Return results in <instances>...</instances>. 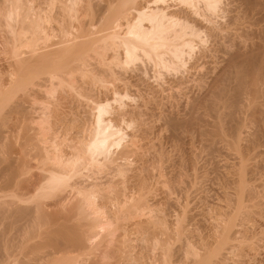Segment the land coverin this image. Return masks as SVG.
<instances>
[{
	"label": "bare ground",
	"instance_id": "obj_1",
	"mask_svg": "<svg viewBox=\"0 0 264 264\" xmlns=\"http://www.w3.org/2000/svg\"><path fill=\"white\" fill-rule=\"evenodd\" d=\"M209 115L240 161L203 216L192 139ZM246 122L263 139L264 0H0V264L263 256Z\"/></svg>",
	"mask_w": 264,
	"mask_h": 264
},
{
	"label": "rangeland",
	"instance_id": "obj_2",
	"mask_svg": "<svg viewBox=\"0 0 264 264\" xmlns=\"http://www.w3.org/2000/svg\"><path fill=\"white\" fill-rule=\"evenodd\" d=\"M229 1V0H228ZM213 115V114H212ZM227 119V118H226ZM208 120V121H207ZM214 120H216V117H214V116H207L206 117V121L208 122L207 124H204L203 126H202V128H204V129H206L205 130V134L207 135H205V134H203V136H199L198 134H196V132L194 133V134H196V135H198L197 137H195V135L193 134V147L194 148H196V149H194L193 147H192V149L193 150H195L196 151V153H197V156H196V158H195V160L194 161H197V163H196V167H197V171H198V174L200 175V174H202V173H204L205 172V180L203 179V181H196L195 182V185H193L192 187H190V192H192L194 189H196L197 187H201L202 188V190H200L201 192L199 193V191H197L199 194H197L196 192H194V193H192V195H194V196H192L191 197V200L189 201L190 203H191V201L193 200V201H195L194 203H193V201H192V203H193V206H194V204H196V203H198V199H199V197H200V199L201 200H199L200 202L198 203V205H195V207H197V206H199V207H202L201 208V212L199 211V208H198V210L195 208V207H193V208H195V209H193V212H195L196 213V211H194V210H197V211H199L201 214H203V216H207V215H210V212L212 211V209H211V206H213V205H211L212 203H216L218 200H220V196H221V194H222V192H221V190L222 191H229L230 189H231V187L230 188H228V185H231V184H227V182L225 183V181L227 180V179H229V178H227L226 179V177L228 176V172L226 173V171H228V169H230L232 166H235L237 163H239V161H240V158H237L236 159V157H233L235 154L234 153H236V151L237 150H235V152H233L232 150H229V149H232V148H225V146H224V144L221 142V141H219V142H217L218 141V135H216L215 133H213V131H211L212 129H213V126L211 125L212 124V122L214 121ZM211 122V124H209ZM247 122H248V120H247ZM245 123V126L243 125L242 126V130H240V132H243V131H245L246 129H248L247 130V133L249 132V136L253 133V131H252V129L254 128V126L252 125H250V124H248V123ZM226 123V122H225ZM225 123H223V124H225ZM207 126V127H206ZM210 126V127H209ZM224 126V125H223ZM228 127V125L226 126V124H225V127L224 128H227ZM246 128V129H244V128ZM248 127V128H247ZM250 128V129H249ZM208 129V130H207ZM264 129V128H263ZM250 130L252 131V132H250ZM255 130V129H254ZM227 133L228 134H230L229 132H230V129H228L227 128ZM262 131H264V130H262ZM164 132V131H163ZM207 132H210L209 134H207ZM246 132V131H245ZM244 132V133H245ZM165 133H167V132H164V134ZM244 133H242V137H243V139L247 136V135H245V137H244ZM258 133V132H257ZM255 134V133H253V134H255L256 136H260V134H262V133H260V134ZM241 134V133H240ZM192 135V134H191ZM209 135V136H208ZM255 135H251L250 137H249V139H253V144H255L256 146H257V144H259V142H260V144H261V142L263 141V139H264V137H263V135L261 136L263 139H261L259 136L257 137L258 138V140H257V138H255L256 139V141H255V139H254V137H256ZM205 136V138L206 137H208V138H212V139H214L216 142L212 145L211 144V146H206V144H205V142H202V141H200V139H204V138H202V137H204ZM198 137H200V139H199V142H198ZM247 137V138H248ZM188 138V137H187ZM192 138V137H191ZM227 138V140H230V137L229 136H227L226 137ZM260 138V139H259ZM243 139H241L243 142H240L241 143V145H245V143L247 142V139H245V140H243ZM240 140V141H241ZM246 141V142H245ZM201 142V143H200ZM199 143V144H198ZM244 143V144H243ZM248 143V142H247ZM179 144V143H178ZM181 144H182V142H181ZM180 144V145H181ZM185 144V145H184ZM259 144V146H257V147H255V149H257V148H259L258 150L262 153V154H260L259 153V156L257 155V156H255V155H253L256 159H252V158H254L253 156H252V154H254V152H253V150L255 151V149H252L251 150V148L253 147V145H252V147H251V145H250V152H252V154H250V153H247L246 152V155H244L245 157L247 156V154H250V156H252V157H249V155H248V157H249V159L251 158L253 161H255V162H257V163H259V168H258V166H257V170L255 169V167H254V170H255V174L257 175L256 177L258 178V174H260L261 173V168H262V174H263V176H264V165L263 164H261L262 162L261 161H264V159L263 160H261L262 158H264V145H263V147H262V144L260 145ZM263 144H264V141H263ZM182 145H184V147L186 148V146H187V144H186V142H183V144ZM182 145H181V147H182ZM196 145V146H195ZM204 145V146H203ZM176 146H179V145H176ZM184 147H182V148H184ZM167 149H168V147H167ZM166 148H165V150L166 151H168V158H169V160L171 159V161H172V159H173V161H176V159H181V161H184L185 159H187L188 158V154H187V152L185 153V151H184V153H183V151H181V150H179V149H181V148H175V150L177 149L178 150V152L180 151L181 153V155L182 154H184L183 156L184 157H181L180 158V156H179V158H178V156H177V158H176V155L178 154L177 152L175 153V152H173V151H175V150H170V147H169V149L167 150ZM192 150V151H193ZM170 151H172L173 153H175V154H171V152ZM170 154H171V156H170ZM187 155V156H186ZM170 156V157H169ZM199 156V157H198ZM236 156V155H235ZM262 157V158H261ZM176 158V159H175ZM247 158V157H246ZM175 159V160H174ZM245 159V158H244ZM244 159H242L243 161H244ZM251 159H250V161H251ZM177 160V161H178ZM187 160H189V159H187ZM187 160H185V161H187ZM247 160H248V158H247ZM246 160V161H247ZM206 161V162H205ZM227 163H226V162ZM236 161V162H235ZM258 161H260V162H258ZM224 163H225V165H224ZM264 163V162H263ZM228 164V166L230 165V167H228V166H226ZM233 164V165H232ZM235 164V165H234ZM260 164H261V166L263 165V167H261L260 166ZM232 165V166H231ZM236 166H238L239 167V165H236ZM244 166V165H243ZM243 166H241V167H243ZM225 167V168H224ZM226 167H227V169H226ZM226 169V170H225ZM240 169H242V168H240ZM243 169H244V167H243ZM242 169V170H243ZM241 170V171H242ZM253 170V171H254ZM260 170V171H259ZM220 173V174H219ZM224 175V176H226L225 178H224V176L222 175V174ZM227 175H226V174ZM258 173V174H257ZM217 174H219V175H217ZM222 177H221V176ZM249 175V174H248ZM248 175H245L246 177L248 176ZM259 176H261V174L259 175ZM261 178V177H260ZM259 179V178H258ZM262 179H264L263 177H262ZM261 179V180H262ZM223 180V181H222ZM261 180H259V181H261ZM228 181V180H227ZM252 181H253V179H252ZM258 181V180H257ZM229 182V181H228ZM251 181L249 180V183H250ZM255 182V183H254ZM253 183L254 184H256V180H254L253 181ZM263 183H264V180H263ZM225 184V185H224ZM227 185V186H226ZM221 186V187H220ZM225 187V188H224ZM228 189H227V188ZM200 188V189H201ZM219 188V189H218ZM257 188H259V187H257ZM263 187H261V188H259V190L260 189H262ZM205 189V190H204ZM217 189V190H216ZM224 189V190H223ZM258 190V189H257ZM258 190V191H259ZM203 191V192H202ZM261 191V190H260ZM206 192V193H205ZM218 192H219V194H218ZM262 192H263V190H262ZM195 194H196V196H195ZM206 194V195H205ZM214 195H216V196H214ZM220 195V196H219ZM198 196V197H197ZM207 198H206V197ZM220 198H219V197ZM195 197H196V199H195ZM204 197V198H203ZM216 198V199H215ZM217 198H219V199H217ZM207 199H208V201H207ZM206 200V201H205ZM215 200V201H214ZM203 201V202H202ZM209 201H211V202H209ZM261 201H263V203H262V208L264 209V197H263V199L261 200ZM189 203V205H192V203L190 204ZM201 203H202V206H201ZM206 205H205V204ZM211 203V204H210ZM205 205V206H204ZM208 205V206H207ZM215 205V204H214ZM210 207V208H209ZM208 208L209 209H211L210 211L208 210ZM207 209V210H206ZM203 210V211H202ZM208 211V212H207ZM204 212H205V214H204ZM263 213H264V211H263ZM201 214H200V216H201ZM212 214V213H211ZM264 214H262V216H263ZM199 215H197V217H200ZM202 217V216H201ZM262 218H264V216L262 217ZM252 222V221H251ZM188 227V226H187ZM190 227V226H189ZM205 227H203V229H201V228H199L200 230H206V228L204 229ZM261 228H263L264 229V227L262 226ZM198 229V230H199ZM256 231V230H255ZM254 231V234H256V232ZM249 232V231H248ZM253 230L252 231H250L249 233H247V236H249V237H251L252 235H253ZM252 234V235H251ZM255 239H256V235L255 236H253ZM252 237V238H253ZM252 238H248V241H250L249 239H252ZM253 238V240H251L250 241V243H252L253 244V246H254V244L256 243V245L254 246V250L255 249H258L259 248V250L261 249V246H260V242H262V241H259V243L256 241L255 242V239ZM253 241H254V243H253ZM258 244H259V246H258ZM262 244V243H261ZM253 249V248H252ZM260 255L258 256V255H256L255 256V258H250V257H246L245 259H246V262L244 261L243 263L241 262V263H239V262H236V263H234L235 261H229L227 264H264V254H263V252H262V254H263V256L261 255V252L259 253ZM261 256V257H260ZM258 258V259H257ZM248 260V261H247Z\"/></svg>",
	"mask_w": 264,
	"mask_h": 264
}]
</instances>
